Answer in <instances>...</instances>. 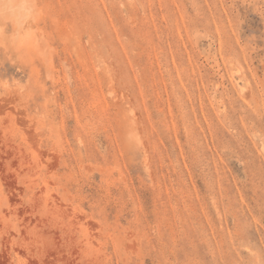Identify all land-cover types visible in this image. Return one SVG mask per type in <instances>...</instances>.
<instances>
[{
    "label": "rangeland",
    "instance_id": "obj_1",
    "mask_svg": "<svg viewBox=\"0 0 264 264\" xmlns=\"http://www.w3.org/2000/svg\"><path fill=\"white\" fill-rule=\"evenodd\" d=\"M0 264H264V0H0Z\"/></svg>",
    "mask_w": 264,
    "mask_h": 264
}]
</instances>
